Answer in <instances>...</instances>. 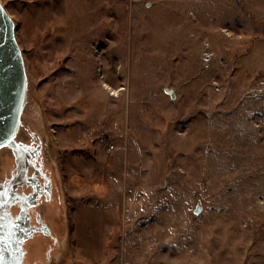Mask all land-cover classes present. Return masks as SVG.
<instances>
[{"label": "rangeland", "instance_id": "374dc122", "mask_svg": "<svg viewBox=\"0 0 264 264\" xmlns=\"http://www.w3.org/2000/svg\"><path fill=\"white\" fill-rule=\"evenodd\" d=\"M1 1L63 191L57 264H264V0Z\"/></svg>", "mask_w": 264, "mask_h": 264}, {"label": "flooded vegetation", "instance_id": "af4514ba", "mask_svg": "<svg viewBox=\"0 0 264 264\" xmlns=\"http://www.w3.org/2000/svg\"><path fill=\"white\" fill-rule=\"evenodd\" d=\"M18 142L27 156L17 160L0 149V224L24 236L21 264H57L67 234V216L56 163L40 136L23 125ZM4 195V196H3Z\"/></svg>", "mask_w": 264, "mask_h": 264}, {"label": "water", "instance_id": "95a60500", "mask_svg": "<svg viewBox=\"0 0 264 264\" xmlns=\"http://www.w3.org/2000/svg\"><path fill=\"white\" fill-rule=\"evenodd\" d=\"M0 8L3 9L0 14V149H11L17 160H20L28 154L27 149L18 142L29 96L28 74L17 38L16 22L1 0ZM164 91L171 99H175L173 89L166 86ZM2 194L0 193V199ZM203 210L201 202H198L193 212L200 215ZM7 231L6 235L4 224H0V264H21L24 236L17 229Z\"/></svg>", "mask_w": 264, "mask_h": 264}, {"label": "bare ground", "instance_id": "6f19581e", "mask_svg": "<svg viewBox=\"0 0 264 264\" xmlns=\"http://www.w3.org/2000/svg\"><path fill=\"white\" fill-rule=\"evenodd\" d=\"M210 53V52H209ZM209 53H205L204 55H203V57H202V60L204 61V63H207L206 65H205V67H210V63L214 60V58H215V56H214V54H210L209 55ZM105 89L106 90H108V91H111L112 92V94L114 93V91H112V89L109 87V86H105ZM260 202V201H259Z\"/></svg>", "mask_w": 264, "mask_h": 264}, {"label": "crops", "instance_id": "0c3cea01", "mask_svg": "<svg viewBox=\"0 0 264 264\" xmlns=\"http://www.w3.org/2000/svg\"><path fill=\"white\" fill-rule=\"evenodd\" d=\"M47 9H50V8L48 7ZM113 150H116L115 147H114V149H112V151ZM92 159H94V160L96 159L95 162L101 163L103 161V154H99L98 157H95V158L92 156Z\"/></svg>", "mask_w": 264, "mask_h": 264}, {"label": "built area", "instance_id": "2783aa9c", "mask_svg": "<svg viewBox=\"0 0 264 264\" xmlns=\"http://www.w3.org/2000/svg\"><path fill=\"white\" fill-rule=\"evenodd\" d=\"M108 149H109L110 151H112V149H114V146H113V145H110V146L108 147Z\"/></svg>", "mask_w": 264, "mask_h": 264}, {"label": "snow or ice", "instance_id": "6c2138e0", "mask_svg": "<svg viewBox=\"0 0 264 264\" xmlns=\"http://www.w3.org/2000/svg\"><path fill=\"white\" fill-rule=\"evenodd\" d=\"M3 13V9L2 8H0V14H2Z\"/></svg>", "mask_w": 264, "mask_h": 264}, {"label": "trees", "instance_id": "16d2710c", "mask_svg": "<svg viewBox=\"0 0 264 264\" xmlns=\"http://www.w3.org/2000/svg\"><path fill=\"white\" fill-rule=\"evenodd\" d=\"M90 157V156H89ZM90 158H92V157H90Z\"/></svg>", "mask_w": 264, "mask_h": 264}]
</instances>
